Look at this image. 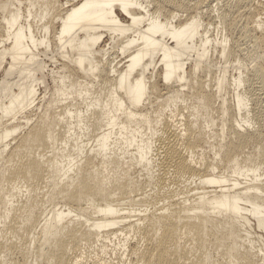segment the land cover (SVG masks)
<instances>
[{
  "label": "bare ground",
  "instance_id": "6f19581e",
  "mask_svg": "<svg viewBox=\"0 0 264 264\" xmlns=\"http://www.w3.org/2000/svg\"><path fill=\"white\" fill-rule=\"evenodd\" d=\"M0 264H264V0H0Z\"/></svg>",
  "mask_w": 264,
  "mask_h": 264
},
{
  "label": "rangeland",
  "instance_id": "374dc122",
  "mask_svg": "<svg viewBox=\"0 0 264 264\" xmlns=\"http://www.w3.org/2000/svg\"><path fill=\"white\" fill-rule=\"evenodd\" d=\"M212 33H211V32ZM209 32H210V36H212V37H210L211 39H217V37L219 38V37H221V35H222V33H220V31H218V33L214 30V29H212L211 28V30H210ZM214 31V32H213ZM212 34V35H211ZM215 34V35H214ZM218 34L220 35V36H218ZM217 36V37H216ZM216 37V38H215ZM212 66L214 67V69H216V68H219V67H221V66H225L223 63V60H219V58H218V56H214V57H212ZM238 58H236V59H231V60H227V65H226V67H228L227 69H229L228 70V72H229V74L228 75H230V73L231 74H234V72L236 71V70H240V71H242L244 68H243V66H239V65H237L238 64ZM186 112V111H185ZM220 126H221V122H218L217 123V128L219 129L220 128ZM211 155H209V154H206L205 156H203V159L205 160V161H210L211 160Z\"/></svg>",
  "mask_w": 264,
  "mask_h": 264
}]
</instances>
